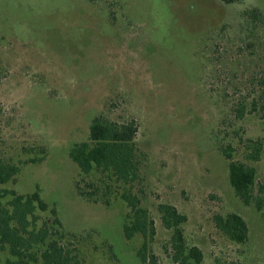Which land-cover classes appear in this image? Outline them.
<instances>
[{"label": "rangeland", "instance_id": "obj_1", "mask_svg": "<svg viewBox=\"0 0 264 264\" xmlns=\"http://www.w3.org/2000/svg\"><path fill=\"white\" fill-rule=\"evenodd\" d=\"M251 9L264 17V0H0V158L20 165L0 189L38 192L49 204L36 212L39 225L49 221L87 264H146L143 235L123 232L127 185L102 170L85 175L69 156L96 116L134 118L142 158L134 191L155 220L157 264H175L160 203L188 216L185 235L203 264H264L263 213L236 195L223 154L232 146L234 159L257 169V192L264 147L253 161L246 143L264 144V119L235 113L260 94L264 20ZM230 212L246 219L247 243L216 227L214 216ZM1 256L9 264V251Z\"/></svg>", "mask_w": 264, "mask_h": 264}, {"label": "trees", "instance_id": "obj_2", "mask_svg": "<svg viewBox=\"0 0 264 264\" xmlns=\"http://www.w3.org/2000/svg\"><path fill=\"white\" fill-rule=\"evenodd\" d=\"M223 1L232 3L236 0ZM247 15L255 21L264 20L258 9L248 10ZM2 78L3 70L0 66V81ZM257 85L260 94L252 99L250 108L245 100L238 102L235 108L238 118L255 111L261 112L264 119V66L257 79ZM138 132L139 124L134 118L119 122L105 115H98L92 120L88 139L75 143L69 151V156L83 174L88 175L94 170H102L110 173L117 182L127 185L128 188L121 193L122 199L130 208L128 219L123 226L124 235L127 239H132L135 235L142 234L144 242L137 253L143 263L157 264V255L150 249V242L157 233L155 220L143 206L141 193L134 191L135 184L142 179L141 151L136 141ZM263 147L262 140L249 139L246 143L247 158L259 161ZM233 151L232 146L223 149L224 156L229 160L230 184L243 203L254 204L264 217V181L259 183L256 192L257 169L246 162L234 159ZM19 171V164L0 158V183L15 179ZM81 194L84 195L83 192ZM48 209L49 204L38 192L21 194L15 190L0 189V261L2 252L8 250L12 257L8 260L9 264H36L40 260L43 264H87L59 240L63 234L54 229L49 221L39 225L37 210ZM158 210L164 227L173 230L166 251L174 263L203 264L204 251L198 245H190L185 235L184 224L188 221V216L170 203H160ZM51 211L57 214L55 209ZM214 222L231 241L245 244L249 240V225L240 213L216 214ZM55 224H59L58 218ZM216 264L241 263L238 261L228 263L216 259Z\"/></svg>", "mask_w": 264, "mask_h": 264}]
</instances>
